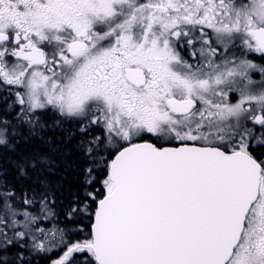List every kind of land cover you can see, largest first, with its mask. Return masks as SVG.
<instances>
[{
	"label": "snow or ice",
	"instance_id": "snow-or-ice-1",
	"mask_svg": "<svg viewBox=\"0 0 264 264\" xmlns=\"http://www.w3.org/2000/svg\"><path fill=\"white\" fill-rule=\"evenodd\" d=\"M0 264H264V0H0Z\"/></svg>",
	"mask_w": 264,
	"mask_h": 264
}]
</instances>
